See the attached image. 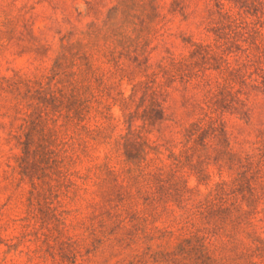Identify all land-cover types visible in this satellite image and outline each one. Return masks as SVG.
<instances>
[{
	"label": "trees",
	"instance_id": "1",
	"mask_svg": "<svg viewBox=\"0 0 264 264\" xmlns=\"http://www.w3.org/2000/svg\"><path fill=\"white\" fill-rule=\"evenodd\" d=\"M188 1L201 0L172 5L184 8ZM89 10L96 20L86 28L70 22L68 43L100 48L109 56L112 85L95 90L88 52L80 78L73 72L76 79L68 87L62 79L53 84L58 73L52 69V75L36 81L38 88L21 95L18 82L0 76V106L8 114L25 115L20 128L29 125L26 140L18 131L7 139L22 149L10 156L21 169L20 183L29 179L30 194L48 185L52 151L44 131L50 120L64 115L84 135L80 153L75 150L71 159L87 163L83 179L96 248L107 245L127 264H264V123L254 139L233 140L226 121L235 115L249 123L254 99L264 100V0H205L204 9H168L185 18L202 13L197 35L182 36L180 54L167 46V14L157 0H116L110 9ZM54 22L48 29L61 32ZM160 46L167 54L150 62ZM103 79L95 80L101 85ZM123 80L132 85L129 95L119 89ZM176 82L201 91L185 100L195 118L176 137L153 139L154 128L161 130L170 120L164 95ZM117 104L119 116L112 112ZM35 132H41L38 141ZM210 166L219 175L213 183ZM191 176L195 186L189 185ZM28 200L26 227L36 219L38 233L51 220L61 236L64 218L49 211L48 220L39 217ZM69 249L74 251L76 242H61V252ZM37 253L29 249L31 262Z\"/></svg>",
	"mask_w": 264,
	"mask_h": 264
},
{
	"label": "rangeland",
	"instance_id": "2",
	"mask_svg": "<svg viewBox=\"0 0 264 264\" xmlns=\"http://www.w3.org/2000/svg\"><path fill=\"white\" fill-rule=\"evenodd\" d=\"M173 1L157 0V5L167 14V28L171 33L167 46L176 54H180L183 52L182 36L197 35V24L202 13L198 11L185 18L181 12L173 14L169 13L168 9H204L205 0L198 3L188 1L184 8H181V3L173 6ZM114 4L116 0H0V76L18 82V92L21 95L29 89L32 91L38 88L36 81L52 75V69L58 73L53 84L57 79H62L64 86L68 87L71 81L76 79L72 76L73 72L78 73L80 78L79 72L84 68L85 62L83 54L88 52L93 65L90 76L95 90L112 85L116 79L110 76V57L102 55L100 48H91L73 40L68 43L66 31L70 28V22L79 28H86L88 23L96 20L94 12L89 9L106 10ZM55 19L61 24V32L56 33L48 29L50 25L55 24ZM165 48L160 46L154 50L150 62H158L166 55ZM118 55L117 52L116 56ZM122 61L126 64L130 62L126 55H123ZM96 77L103 79L101 85H98ZM48 82V79H45L43 85L48 87ZM131 87L127 80H123L119 89L129 95ZM200 94L199 89L190 87L185 90L182 83H173L164 95L166 116L170 120L161 130H158L157 125L150 137L170 138L176 131L192 122L195 116L192 107L187 106L185 100L190 96L198 98ZM102 98L97 100H104V97ZM254 101L255 109L249 123L235 115L226 117L227 128L232 133L233 140L236 139L235 136L238 140L254 139L257 129L264 123V100L259 97ZM112 112L115 116L121 114L118 104L113 106ZM23 116V113L8 114L6 109L0 106V264H127V261H121L124 257L111 255L107 245L97 248L94 246V238L98 236L90 235L94 223L88 217L87 200L90 195L85 190L83 179L87 173V163L78 161L73 164L71 159L75 150L76 155L80 153L84 139L74 122L63 115L57 121L50 120L46 126L44 137L49 139L52 151V163L47 170L48 185L37 187L34 193L30 194L29 179L26 178L20 183L21 169L15 168L17 162L14 158L10 159V156L20 153L22 149L21 146L15 145V140L8 143L7 139L11 131H18L22 140H26L29 125L20 128ZM39 138L41 132H35L34 140L38 141ZM34 147L33 144L31 149ZM56 158L58 163L53 165V159ZM209 172L212 174L211 183L218 180L219 175L214 166H210ZM196 183V177L191 176L189 185L195 186ZM200 189L202 192L207 191L205 185H201ZM29 197L32 198V210L39 217L44 215L48 220L44 213L49 211L50 215L55 213L64 218L66 227L61 236L53 229L54 222L51 220H48L46 227L38 233L34 227H39L40 223L36 219L31 220L29 227H26L23 218L28 216ZM263 201L264 197L261 202ZM94 222L97 224V220ZM43 233L49 235V243L44 242L46 237ZM63 241L76 242V249L72 252L70 249L61 252ZM48 244L54 248L48 250ZM30 248L38 250L32 262L28 254Z\"/></svg>",
	"mask_w": 264,
	"mask_h": 264
}]
</instances>
